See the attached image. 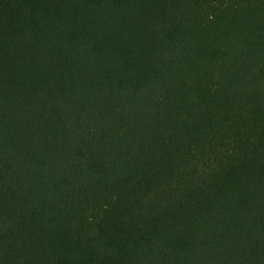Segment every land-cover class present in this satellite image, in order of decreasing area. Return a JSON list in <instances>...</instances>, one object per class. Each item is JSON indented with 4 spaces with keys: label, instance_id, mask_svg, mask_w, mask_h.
<instances>
[{
    "label": "trees",
    "instance_id": "1",
    "mask_svg": "<svg viewBox=\"0 0 264 264\" xmlns=\"http://www.w3.org/2000/svg\"><path fill=\"white\" fill-rule=\"evenodd\" d=\"M0 264H264V0H0Z\"/></svg>",
    "mask_w": 264,
    "mask_h": 264
}]
</instances>
